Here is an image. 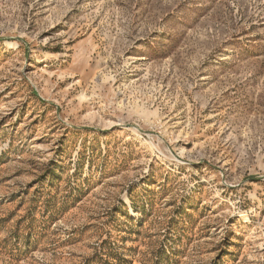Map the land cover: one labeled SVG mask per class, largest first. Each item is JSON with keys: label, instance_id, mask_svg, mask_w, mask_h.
I'll return each instance as SVG.
<instances>
[{"label": "rangeland", "instance_id": "1", "mask_svg": "<svg viewBox=\"0 0 264 264\" xmlns=\"http://www.w3.org/2000/svg\"><path fill=\"white\" fill-rule=\"evenodd\" d=\"M0 264H264V0H0Z\"/></svg>", "mask_w": 264, "mask_h": 264}]
</instances>
